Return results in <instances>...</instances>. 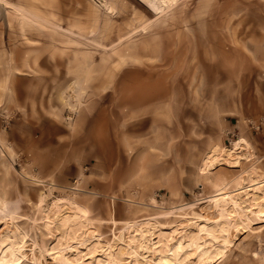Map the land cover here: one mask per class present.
<instances>
[{
    "label": "rangeland",
    "instance_id": "1",
    "mask_svg": "<svg viewBox=\"0 0 264 264\" xmlns=\"http://www.w3.org/2000/svg\"><path fill=\"white\" fill-rule=\"evenodd\" d=\"M158 79L190 99L174 158L120 160L115 188L55 157L57 124ZM2 259L264 264V0H0Z\"/></svg>",
    "mask_w": 264,
    "mask_h": 264
},
{
    "label": "crops",
    "instance_id": "2",
    "mask_svg": "<svg viewBox=\"0 0 264 264\" xmlns=\"http://www.w3.org/2000/svg\"><path fill=\"white\" fill-rule=\"evenodd\" d=\"M133 91L129 93L124 88L115 94L119 107H126L129 98L133 100V109H109L106 103L108 98H104L92 106H84L73 121L65 120L57 124L54 139L49 141L54 146L55 157L102 160L101 164L92 161L90 164H95L99 169L104 166L106 170L102 173L111 174V178L119 168L120 160L174 158L178 143L175 128L179 126L176 120L179 111L177 114L175 107L179 106L177 110L183 109L190 101L188 95L181 97L179 90L160 79L152 82L151 86L146 82L137 84ZM217 101L215 98L214 107ZM112 182L115 188L123 183L114 177Z\"/></svg>",
    "mask_w": 264,
    "mask_h": 264
},
{
    "label": "bare ground",
    "instance_id": "3",
    "mask_svg": "<svg viewBox=\"0 0 264 264\" xmlns=\"http://www.w3.org/2000/svg\"><path fill=\"white\" fill-rule=\"evenodd\" d=\"M8 260H4L2 259V261L0 262V264H7Z\"/></svg>",
    "mask_w": 264,
    "mask_h": 264
}]
</instances>
